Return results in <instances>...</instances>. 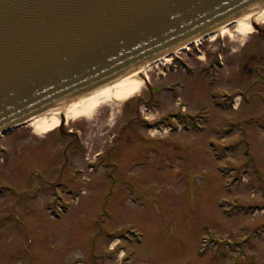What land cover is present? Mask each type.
I'll return each instance as SVG.
<instances>
[{
	"label": "rangeland",
	"instance_id": "obj_1",
	"mask_svg": "<svg viewBox=\"0 0 264 264\" xmlns=\"http://www.w3.org/2000/svg\"><path fill=\"white\" fill-rule=\"evenodd\" d=\"M256 22L264 28V17ZM213 35H224L234 47L223 55L219 82L233 85L230 73L245 66L238 60L243 43L253 67L264 41L253 23ZM159 70L164 65L147 67L151 77ZM259 78L253 74L252 105H206L202 118L171 120L172 128L140 135L133 124L121 142L132 155L123 159L121 148L116 151L112 158L120 166L108 174L86 167L85 160L114 144L110 135L118 132L128 97L110 95L88 115H66L69 128L86 139L75 162L84 171L74 181L59 160L68 138L46 135L61 120L41 132L29 122L0 137V264H264V104L254 93ZM187 83L189 100L209 98L211 85L201 75L188 76ZM134 160L144 163L124 166Z\"/></svg>",
	"mask_w": 264,
	"mask_h": 264
},
{
	"label": "water",
	"instance_id": "obj_2",
	"mask_svg": "<svg viewBox=\"0 0 264 264\" xmlns=\"http://www.w3.org/2000/svg\"><path fill=\"white\" fill-rule=\"evenodd\" d=\"M263 7L264 0H0V136Z\"/></svg>",
	"mask_w": 264,
	"mask_h": 264
},
{
	"label": "flooded vegetation",
	"instance_id": "obj_3",
	"mask_svg": "<svg viewBox=\"0 0 264 264\" xmlns=\"http://www.w3.org/2000/svg\"><path fill=\"white\" fill-rule=\"evenodd\" d=\"M232 25L228 26L231 27ZM217 32H221L220 28L173 51L169 61L155 60L150 63L152 66L156 64V67H159L160 64L164 65L165 70L158 71L161 75L149 76L147 67L150 64H147L145 72L142 74L144 87L140 92L131 96L132 98H128L122 103L118 117L121 120V123L117 126L118 132L115 131L110 135V139L114 144L106 147V143L104 145L105 149L96 151L93 159L92 157L87 158L85 160L86 167L89 166L88 168L96 171L103 168L107 174L108 170L119 168L121 162L112 157L120 148V158L126 159L129 154L132 155V152H130L132 148L121 147V142L126 134L131 132L133 124L140 129L137 131L140 135L144 132L143 129L145 131L149 129L161 130L166 126H171V120L176 119L182 122L188 118H202L206 105L215 106L221 102L229 103L233 106L236 103L252 105L253 102H256V99L253 98V74L260 76L259 80L262 81L261 88L255 90L254 93H257L258 97H260V102L258 103L264 104V52L259 57H256L259 61L255 63V66H247L248 61H251L254 56L253 54L244 55L243 49L246 48L247 51L249 46L247 42L243 43L241 56L238 58L245 64L242 67V72H238L240 67L234 68L230 73L231 79H227V82H231L233 85L220 84V72L222 69L220 65L224 63L223 55L229 53V51L232 55L235 50L229 40H225L224 35L218 38L216 35L214 37L213 34ZM257 33L258 38L264 41V28L259 27ZM210 40L213 41L209 42ZM198 41H200V46L195 45ZM232 49L234 51H231ZM159 61L160 63H158ZM195 75H201L211 85L208 91V99H204L203 96L199 95L191 97L190 100L188 99L190 95L186 91L188 87L187 77ZM238 81L240 83H237ZM255 81H258V78ZM153 109L158 112V115L154 117L148 114ZM60 120L61 122L50 132H47L46 135H50L52 139L68 138L62 152V159L59 158V160H62L64 162L63 165L67 166L68 178L74 181L84 171V168L80 164H75V162L78 156L82 157L79 152L83 151L86 139L81 136L78 129L72 130L69 128L65 113L61 114ZM8 133H5L2 137ZM123 149H125L124 155L122 154ZM143 163L144 161L134 160L133 163L125 164L124 166L134 167ZM68 164H75V166L70 168ZM124 166L122 165V168ZM38 170L41 171L42 169L38 167ZM58 180L62 179H55L54 182H58Z\"/></svg>",
	"mask_w": 264,
	"mask_h": 264
},
{
	"label": "bare ground",
	"instance_id": "obj_4",
	"mask_svg": "<svg viewBox=\"0 0 264 264\" xmlns=\"http://www.w3.org/2000/svg\"><path fill=\"white\" fill-rule=\"evenodd\" d=\"M262 17H264V7L260 10L240 16L231 27L228 25L222 26L220 28L221 33H224V31H227L230 34L231 32L238 33L243 27L251 29L252 21L256 22ZM146 65L147 64L142 65L136 70L98 87L96 90L88 92L57 107L43 111L29 122L31 125H34L37 132H41L47 127L57 124L62 113H65L70 117L82 114L88 115L92 112V107L96 103L108 99L110 95L120 99L129 98L135 91L141 89L144 83L142 74L145 72Z\"/></svg>",
	"mask_w": 264,
	"mask_h": 264
}]
</instances>
